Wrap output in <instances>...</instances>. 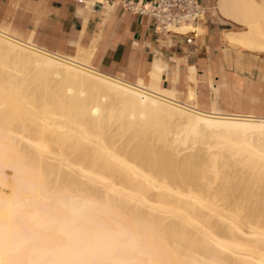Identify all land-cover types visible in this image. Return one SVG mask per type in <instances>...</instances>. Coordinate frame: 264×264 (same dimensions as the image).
I'll return each mask as SVG.
<instances>
[{
    "label": "bare ground",
    "instance_id": "1",
    "mask_svg": "<svg viewBox=\"0 0 264 264\" xmlns=\"http://www.w3.org/2000/svg\"><path fill=\"white\" fill-rule=\"evenodd\" d=\"M219 2L246 27L227 44L264 52V0ZM197 23L172 28L196 37ZM187 102L0 29V264H224L250 249L216 234V216L241 228L209 178L264 177V119Z\"/></svg>",
    "mask_w": 264,
    "mask_h": 264
},
{
    "label": "crops",
    "instance_id": "2",
    "mask_svg": "<svg viewBox=\"0 0 264 264\" xmlns=\"http://www.w3.org/2000/svg\"><path fill=\"white\" fill-rule=\"evenodd\" d=\"M122 1L0 0V29L106 74L174 91L204 110L264 119V52L222 44L211 0H203L207 45L180 37L172 46L170 35L157 37L151 19Z\"/></svg>",
    "mask_w": 264,
    "mask_h": 264
},
{
    "label": "rangeland",
    "instance_id": "3",
    "mask_svg": "<svg viewBox=\"0 0 264 264\" xmlns=\"http://www.w3.org/2000/svg\"><path fill=\"white\" fill-rule=\"evenodd\" d=\"M219 4V6H218ZM220 10V2L219 0H211V8H210V14L209 16L215 20V26L220 32V37H221V43L235 48V49H242L239 47H234L232 45L227 44V42L224 40V30L227 28L232 27V22L229 19H226L223 17ZM205 22L206 20H201L199 21L196 25L198 26L199 29L196 31V38L194 41L196 43H201L202 45H207L208 43V38L206 37V32H205ZM239 30H244L246 29L245 26H237L235 27ZM173 29V28H172ZM174 31V29H173ZM176 31V30H175ZM181 37H194L193 33H188L184 36ZM180 100V99H179ZM182 102H187L186 100ZM189 104H192L190 102H187ZM9 173V174H7ZM12 171L7 168L6 169V174H7V180L12 179L13 174L11 175ZM9 175V176H8ZM257 180V179H256ZM255 179H251L249 176V171L246 169L239 173L238 176L232 175L229 178H223V179H215L214 176L210 174L209 181H211V187L213 189L211 190L213 194L216 196V201L217 203H223L222 206V213H225L226 211L224 208L225 206V201L228 199L234 198V203L230 206L231 211L235 212V214L230 215L231 221H234L239 223V227L241 230H237L235 224L230 223V221L226 220L227 216H222V217H215L216 221V234L219 235V237H222L224 240H235L242 242L243 244H246L250 246V249H236L238 253H231L230 251L224 252V264H259L257 263L256 260L251 257L256 256L255 258H259L257 255L262 256L264 254V235L262 237L261 232L264 230V204L261 205V200L262 197L261 195L264 193V177L258 181ZM12 181V180H10ZM222 193H221V192ZM11 192V187L9 186H4L0 185V196H9ZM206 192V191H205ZM223 194V196L221 194ZM218 194V196L216 195ZM219 194L222 196H219ZM221 199V200H220ZM261 199V200H260ZM224 207V208H223ZM221 208V207H217ZM253 213V218L257 220V224L260 228L255 227V228H250L246 224L242 222L243 218L248 216L250 213ZM253 231V232H252ZM243 232H249L251 234H243ZM257 232V233H256ZM214 245V244H213ZM210 246L211 248L215 249L213 253H215L217 247L215 246ZM248 246V248H249ZM252 248H255L256 251H254V254L251 253L253 251ZM250 250V252L248 251ZM257 252V254L255 253ZM259 252V254H258ZM260 252L262 255H260ZM212 253V254H213ZM216 254V253H215ZM251 254V255H250ZM202 257V256H201ZM204 259V258H201Z\"/></svg>",
    "mask_w": 264,
    "mask_h": 264
},
{
    "label": "built area",
    "instance_id": "4",
    "mask_svg": "<svg viewBox=\"0 0 264 264\" xmlns=\"http://www.w3.org/2000/svg\"><path fill=\"white\" fill-rule=\"evenodd\" d=\"M124 9L151 19L157 37L170 35L168 45L172 46L176 38H180L173 26L183 23H196L204 19L206 7L203 0H154L143 3L137 0H123ZM192 43L194 37H184Z\"/></svg>",
    "mask_w": 264,
    "mask_h": 264
}]
</instances>
